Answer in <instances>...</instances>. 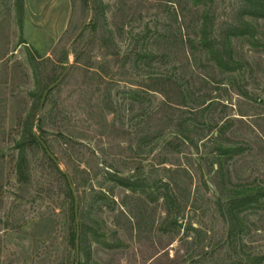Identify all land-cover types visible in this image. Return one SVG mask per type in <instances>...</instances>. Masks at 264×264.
<instances>
[{
    "label": "rangeland",
    "instance_id": "obj_1",
    "mask_svg": "<svg viewBox=\"0 0 264 264\" xmlns=\"http://www.w3.org/2000/svg\"><path fill=\"white\" fill-rule=\"evenodd\" d=\"M246 4L208 3L219 47L232 26L256 30L231 38L242 66L224 71L199 45L206 7L192 0H0V264H264V196L237 218L226 209L264 188V19ZM32 114L74 180L78 256L42 149L28 147L27 178L15 171Z\"/></svg>",
    "mask_w": 264,
    "mask_h": 264
},
{
    "label": "trees",
    "instance_id": "obj_2",
    "mask_svg": "<svg viewBox=\"0 0 264 264\" xmlns=\"http://www.w3.org/2000/svg\"><path fill=\"white\" fill-rule=\"evenodd\" d=\"M23 0H17L18 7L22 5ZM212 0H192V3L195 5L203 4L206 8L201 14V26H200V31H199V45L207 51L208 57L215 62V64L224 71H235L239 67L242 66V64L236 60L233 59L231 55V38L232 37H240V36H254L255 27L246 22L243 21L240 25L238 26H232L227 29L226 31V46L219 47L218 42L216 38L213 36L212 28H213V21H212V15L211 11L208 8ZM242 14H247L254 19H264V0H247L246 7L243 9ZM35 125V117L34 115H30L28 118L27 126L20 137V139L15 143V147L18 151V156L17 160L15 163V171L17 174V177L19 180H23L28 177V158H27V149L28 147L32 145H36L42 151L44 152V156L48 160L50 166L54 168L56 173L60 176L62 182H64V187H63V194L66 199L69 200V210L71 214V218L74 222L75 226V231L72 230L70 233V237L72 239V242L75 245V240H76V224H75V212H74V203H75V197L72 192V189L69 186V183L67 181V178L65 174L63 173V170L60 169L58 165H56L53 160L46 154L44 148L36 138V134L33 133L32 127ZM40 129H42L41 126V121L39 120L38 125ZM43 142L48 146L46 140L42 137L39 136ZM49 148V146H48ZM227 150L224 151V153H229ZM57 158V157H56ZM60 162V161H59ZM70 175V174H69ZM71 177V176H70ZM113 181L125 188H128L129 190L132 191H137L139 187H142V185L139 182H131L127 179L121 178L117 173H114L113 175L110 176ZM71 180L74 185V180L71 177ZM75 193H76V188ZM264 196V188H260L259 186L256 188H252L247 191L241 192V195H237L233 197V199L230 200L228 206H227V217L229 219H232L233 217L237 218L238 212H241L245 209H249L252 207L258 206V204L261 202V198ZM77 197L78 201V210H79V218H80V202ZM166 200L167 202L173 203L174 199L172 196H170L168 193H166ZM109 198L105 192H100L99 195L97 196L96 203L103 202V200ZM80 223V221H79ZM86 228V226H85ZM85 228L83 226H80V238H79V250H80V245L82 244V241L84 239V234H85ZM88 228V226H87ZM90 231L95 233V229L92 227L88 228ZM93 233V234H94ZM108 247H111L112 245L105 244ZM76 248V245H75ZM78 264L80 261L77 259ZM76 261V262H77ZM76 262L74 264H76ZM84 264V263H83ZM253 264H256L255 262Z\"/></svg>",
    "mask_w": 264,
    "mask_h": 264
},
{
    "label": "water",
    "instance_id": "obj_3",
    "mask_svg": "<svg viewBox=\"0 0 264 264\" xmlns=\"http://www.w3.org/2000/svg\"><path fill=\"white\" fill-rule=\"evenodd\" d=\"M91 1V0H89ZM68 69V68H67ZM67 70L51 85L49 86L41 99V103H40V107H39V112L41 113L44 103L46 101L47 95L49 94V92L55 88L64 78L65 74H66ZM36 138L38 139V141L40 142V144L42 145V147L44 148L46 154L53 160V162L58 165L61 168L60 162L59 160L56 158V156L50 151V149L48 148V146L45 144V142H43V140L39 137V135L36 134ZM63 173L65 174L67 181L69 183L70 188L72 189V192L74 194L75 197V203H74V212H75V224H76V240H75V245H76V251H77V256L79 254V238H80V223H79V210H78V201H77V197H76V193H75V189H74V185L73 182L71 180V177L69 175V173L67 171H63ZM76 264H78V261L76 262Z\"/></svg>",
    "mask_w": 264,
    "mask_h": 264
}]
</instances>
